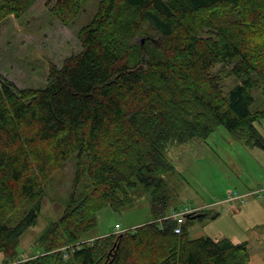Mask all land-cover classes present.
Wrapping results in <instances>:
<instances>
[{"label":"trees","instance_id":"1","mask_svg":"<svg viewBox=\"0 0 264 264\" xmlns=\"http://www.w3.org/2000/svg\"><path fill=\"white\" fill-rule=\"evenodd\" d=\"M85 0H53L51 13L74 22ZM35 0H0V24ZM82 50L52 64L42 88L0 76V251L3 264H248L247 243L177 234L169 195L157 174L174 169L172 144L207 140L222 125L264 150L252 90L264 95V0H100L78 33ZM143 41L145 43L143 44ZM238 83L225 90L218 65ZM75 159L91 184L37 239L43 251L23 261L19 247L38 223L53 175ZM151 188L152 222L77 244L98 213ZM120 191L123 193L121 196ZM216 217L217 215H213Z\"/></svg>","mask_w":264,"mask_h":264},{"label":"rangeland","instance_id":"2","mask_svg":"<svg viewBox=\"0 0 264 264\" xmlns=\"http://www.w3.org/2000/svg\"><path fill=\"white\" fill-rule=\"evenodd\" d=\"M99 2L85 0L82 12L69 25L52 15L53 0H35L33 7L21 18L9 17L0 24V76L19 88L45 87L50 66L61 67L65 59L82 50L78 33L92 21ZM230 69V65L223 63L214 70L225 90L238 83L230 75ZM252 95L255 99L252 109L264 110L261 88L255 87ZM256 127L264 140V120ZM214 128L205 141L193 139L167 148L165 155L174 169L156 175L158 180L164 181L169 195L166 217L178 221L177 227L182 233L190 217L206 213L202 219L190 221L192 239L204 237L247 243L248 264H264V150L246 146L222 125ZM90 184L89 176L79 171L75 159L53 175L38 223L21 239L20 259L28 260L43 251L37 239L52 222L61 218L71 194L83 193ZM153 189L154 186H138L127 190L132 202L120 210L102 209L98 213L97 226L79 243L62 250L86 242L93 244L115 233L117 224L123 232L151 223ZM3 261L0 251V264Z\"/></svg>","mask_w":264,"mask_h":264},{"label":"built area","instance_id":"3","mask_svg":"<svg viewBox=\"0 0 264 264\" xmlns=\"http://www.w3.org/2000/svg\"><path fill=\"white\" fill-rule=\"evenodd\" d=\"M237 194V193H236ZM238 195H236L235 197H237ZM174 218H176V217H174ZM173 218H170V217H166V218H164V219H162V220H172ZM178 219V218H177ZM173 221V220H172ZM177 222V225H179V222L178 221H176ZM125 231L123 230V232H122V228H121V226L119 225V224H117L116 225V228H115V234H120V233H124ZM176 233L177 234H181V229L180 228H176Z\"/></svg>","mask_w":264,"mask_h":264},{"label":"water","instance_id":"4","mask_svg":"<svg viewBox=\"0 0 264 264\" xmlns=\"http://www.w3.org/2000/svg\"><path fill=\"white\" fill-rule=\"evenodd\" d=\"M145 43V41H143V44Z\"/></svg>","mask_w":264,"mask_h":264}]
</instances>
